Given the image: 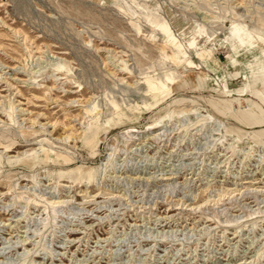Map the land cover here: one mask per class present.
<instances>
[{
	"label": "rangeland",
	"instance_id": "obj_1",
	"mask_svg": "<svg viewBox=\"0 0 264 264\" xmlns=\"http://www.w3.org/2000/svg\"><path fill=\"white\" fill-rule=\"evenodd\" d=\"M263 77L264 0H0V264H264Z\"/></svg>",
	"mask_w": 264,
	"mask_h": 264
},
{
	"label": "crops",
	"instance_id": "obj_2",
	"mask_svg": "<svg viewBox=\"0 0 264 264\" xmlns=\"http://www.w3.org/2000/svg\"><path fill=\"white\" fill-rule=\"evenodd\" d=\"M262 79L263 80L261 81L264 83V77ZM240 117H241L240 119L244 121V123H247V124H257V123L264 121V118L258 115V112L254 111L252 107H249L248 110L245 111L244 114L240 115Z\"/></svg>",
	"mask_w": 264,
	"mask_h": 264
},
{
	"label": "bare ground",
	"instance_id": "obj_3",
	"mask_svg": "<svg viewBox=\"0 0 264 264\" xmlns=\"http://www.w3.org/2000/svg\"><path fill=\"white\" fill-rule=\"evenodd\" d=\"M147 19L149 20V19H151V18L148 16V18H147Z\"/></svg>",
	"mask_w": 264,
	"mask_h": 264
}]
</instances>
